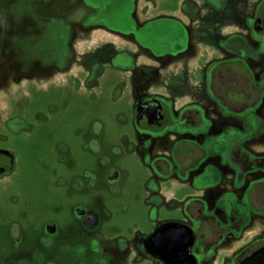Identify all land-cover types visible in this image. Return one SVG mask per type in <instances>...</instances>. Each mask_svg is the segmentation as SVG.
<instances>
[{"label":"flooded vegetation","instance_id":"af4514ba","mask_svg":"<svg viewBox=\"0 0 264 264\" xmlns=\"http://www.w3.org/2000/svg\"><path fill=\"white\" fill-rule=\"evenodd\" d=\"M96 159L115 195L146 168V228L79 202ZM4 236L0 264H264V0H0Z\"/></svg>","mask_w":264,"mask_h":264},{"label":"rangeland","instance_id":"374dc122","mask_svg":"<svg viewBox=\"0 0 264 264\" xmlns=\"http://www.w3.org/2000/svg\"><path fill=\"white\" fill-rule=\"evenodd\" d=\"M118 82V76L113 71L106 72V74L101 79L102 87H113ZM110 116H108L109 118ZM122 128L118 126L114 122H106V136L105 142L109 147L111 143L116 139L117 135L121 133ZM81 157H84L81 154ZM135 162L126 161L125 165L128 167H132L134 170L128 178L125 180L124 184L121 187V192L119 194H113L109 188L105 187L101 180V174L99 161L95 160L94 166L98 171H100L99 182L98 184L91 188L90 191H81L78 192L77 197L79 198V202L85 204L86 206L97 209L100 211L102 206H105L110 212L114 214V218L123 225L127 227L130 223H137L141 228H146L148 226L149 220L151 219L150 210L148 204L146 202L147 199V183H148V171L146 168H137ZM35 163L33 159L32 168L34 169V182H36L39 178V171L41 169ZM171 192L174 193L171 198L169 195L167 197V203L163 205L158 211V220L164 221L168 219H175L179 217L180 210L178 207L174 205H168L171 203L170 200L174 199V197H182L185 194H195L196 191L192 185H188L186 187H181L179 182L173 181L171 186ZM170 192V193H171ZM70 202L66 198L63 199L64 211H62L61 218L65 221L66 224L73 225L76 227V223L73 222L71 217V207ZM131 235V234H128ZM126 235L128 240H135V236ZM1 238V237H0ZM4 239H0L2 243L8 242V238L3 237Z\"/></svg>","mask_w":264,"mask_h":264},{"label":"water","instance_id":"95a60500","mask_svg":"<svg viewBox=\"0 0 264 264\" xmlns=\"http://www.w3.org/2000/svg\"><path fill=\"white\" fill-rule=\"evenodd\" d=\"M177 224H178V222L172 221L170 225L168 224V225H165L164 226V228L162 229V232H167V233H169L170 231L173 232V230H175L176 228H178V225Z\"/></svg>","mask_w":264,"mask_h":264}]
</instances>
